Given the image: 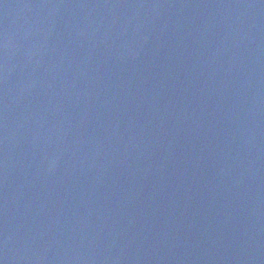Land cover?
Instances as JSON below:
<instances>
[{"label": "water", "instance_id": "1", "mask_svg": "<svg viewBox=\"0 0 264 264\" xmlns=\"http://www.w3.org/2000/svg\"><path fill=\"white\" fill-rule=\"evenodd\" d=\"M2 264H264V0H0Z\"/></svg>", "mask_w": 264, "mask_h": 264}, {"label": "snow or ice", "instance_id": "2", "mask_svg": "<svg viewBox=\"0 0 264 264\" xmlns=\"http://www.w3.org/2000/svg\"><path fill=\"white\" fill-rule=\"evenodd\" d=\"M0 264H2V262H0Z\"/></svg>", "mask_w": 264, "mask_h": 264}]
</instances>
